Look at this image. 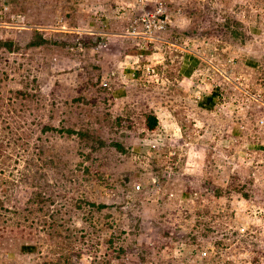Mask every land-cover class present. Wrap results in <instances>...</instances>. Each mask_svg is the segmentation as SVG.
Listing matches in <instances>:
<instances>
[{
  "label": "rangeland",
  "instance_id": "1",
  "mask_svg": "<svg viewBox=\"0 0 264 264\" xmlns=\"http://www.w3.org/2000/svg\"><path fill=\"white\" fill-rule=\"evenodd\" d=\"M157 1L173 26L129 35ZM0 39V264H264V0H0ZM32 167L50 186L27 206Z\"/></svg>",
  "mask_w": 264,
  "mask_h": 264
},
{
  "label": "trees",
  "instance_id": "2",
  "mask_svg": "<svg viewBox=\"0 0 264 264\" xmlns=\"http://www.w3.org/2000/svg\"><path fill=\"white\" fill-rule=\"evenodd\" d=\"M191 12L193 14V10H191ZM223 25H224L225 30L227 32H229L231 38H233L236 41H239L240 43L245 42V38L243 36L244 33H243V31L240 27V24L237 20L233 19L232 17L227 16L224 20ZM49 41L50 40H48V38L44 37L41 33L36 31L33 38L30 39L26 45L28 47L29 46H38V45H42L44 43H47ZM1 47H4L10 51L17 49V46L10 39H0V48ZM136 73L137 72L134 71V74H136ZM33 81H34V83L36 82L35 80H33ZM157 125H158V119H157L156 115L153 112L147 113L145 116V120H144V127L147 128V130L152 131L157 127ZM41 129H42V131H49V130H56V131H60V132L64 131L68 135L76 134V135H78V137L81 141H85L86 144L91 147V150H96L98 148H101L105 144V141L101 137L93 134L87 128H80V129L65 128V127L56 128L50 124H43ZM254 139H255L254 140L255 142L250 143L248 147L257 149L260 152L262 150L264 151V137L262 139H259V138L258 139L254 138ZM111 143L119 151L124 150L121 142L115 141V142H111ZM39 151L40 152L38 153V155L44 154L42 148H40ZM38 168H41V167H32L31 174H28V176H30V177L28 179H26V181H25L27 183V185H29L30 191L33 194L30 197H28V199L25 201L27 206L32 202H36L38 204L40 202H43L44 201L43 200L44 199L43 190L50 186V184H48V182L43 179L44 173L42 172V168L40 170ZM35 189H37V190H35ZM220 190L221 189L219 188V191ZM4 191H5V189H4ZM1 206H2V204L0 203V207ZM52 223L54 224V222H52ZM24 248L25 249H29V248L31 249L32 246H24L23 249ZM76 254L77 253H75V255ZM77 256L79 257L80 255L77 254ZM108 262H109V260L107 259V263H105V264H109ZM64 264H76V262H75V260H66V262ZM96 264H101V261H97Z\"/></svg>",
  "mask_w": 264,
  "mask_h": 264
},
{
  "label": "built area",
  "instance_id": "3",
  "mask_svg": "<svg viewBox=\"0 0 264 264\" xmlns=\"http://www.w3.org/2000/svg\"><path fill=\"white\" fill-rule=\"evenodd\" d=\"M169 26H173L171 15L165 4H163L162 1H157L153 7L146 8L142 6L141 9L136 12V15L127 29V33L147 43L153 42L155 39H160L161 34L165 32ZM164 41L167 42L166 40ZM147 70L153 71L154 69L150 67L147 68ZM261 119V127L259 128L264 129V117ZM139 187L140 185L138 184L137 188Z\"/></svg>",
  "mask_w": 264,
  "mask_h": 264
},
{
  "label": "crops",
  "instance_id": "4",
  "mask_svg": "<svg viewBox=\"0 0 264 264\" xmlns=\"http://www.w3.org/2000/svg\"><path fill=\"white\" fill-rule=\"evenodd\" d=\"M181 57L180 74L184 78H191L199 65V58L192 52H185ZM126 73L130 74L129 72ZM218 94L219 91L217 87L208 90V92H204L200 100H198L199 108L207 112L212 111L218 102Z\"/></svg>",
  "mask_w": 264,
  "mask_h": 264
},
{
  "label": "clouds",
  "instance_id": "5",
  "mask_svg": "<svg viewBox=\"0 0 264 264\" xmlns=\"http://www.w3.org/2000/svg\"><path fill=\"white\" fill-rule=\"evenodd\" d=\"M133 72H134V71H132V72H131V73H132V75H135V74H133ZM125 73H126V72H125ZM126 74H127V73H126ZM137 185H138V184H137ZM136 188H137V186H136ZM139 188H140V187H139ZM139 188H137V189H139Z\"/></svg>",
  "mask_w": 264,
  "mask_h": 264
}]
</instances>
